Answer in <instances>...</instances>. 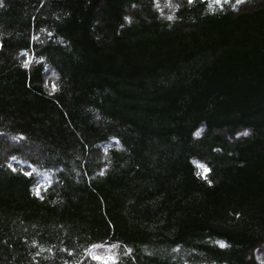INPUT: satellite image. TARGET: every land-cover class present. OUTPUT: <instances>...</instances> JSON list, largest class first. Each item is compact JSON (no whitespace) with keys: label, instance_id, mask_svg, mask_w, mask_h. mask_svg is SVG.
<instances>
[{"label":"trees","instance_id":"trees-1","mask_svg":"<svg viewBox=\"0 0 264 264\" xmlns=\"http://www.w3.org/2000/svg\"><path fill=\"white\" fill-rule=\"evenodd\" d=\"M0 138V264H264V0H0Z\"/></svg>","mask_w":264,"mask_h":264},{"label":"snow or ice","instance_id":"snow-or-ice-1","mask_svg":"<svg viewBox=\"0 0 264 264\" xmlns=\"http://www.w3.org/2000/svg\"><path fill=\"white\" fill-rule=\"evenodd\" d=\"M214 2L217 5H220L222 2L225 3V4L228 3L229 0H214ZM187 3L189 5H191L193 3V0H187ZM242 3H244V0H236V4L237 5L242 4ZM55 87L56 86L53 84V89L54 90H55ZM246 134L247 133H245V135ZM201 167H203V166H201ZM204 171L208 172L209 170L205 168ZM28 175H31V174L29 173ZM37 195H39V188H37ZM221 246L223 247V245H221ZM92 247H96V245H92ZM91 259L94 260V261H97L98 264H117L116 258L114 256L104 257V256H100V255H91Z\"/></svg>","mask_w":264,"mask_h":264},{"label":"rangeland","instance_id":"rangeland-1","mask_svg":"<svg viewBox=\"0 0 264 264\" xmlns=\"http://www.w3.org/2000/svg\"><path fill=\"white\" fill-rule=\"evenodd\" d=\"M1 139H3V138H0V140H1ZM251 254H253V253H251ZM263 256H264V254H263ZM251 257H253V255H251Z\"/></svg>","mask_w":264,"mask_h":264}]
</instances>
